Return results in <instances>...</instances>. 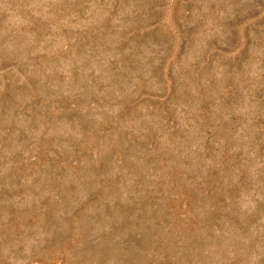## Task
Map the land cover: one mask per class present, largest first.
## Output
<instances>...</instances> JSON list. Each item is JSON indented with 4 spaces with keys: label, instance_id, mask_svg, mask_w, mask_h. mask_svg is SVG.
<instances>
[{
    "label": "rangeland",
    "instance_id": "obj_1",
    "mask_svg": "<svg viewBox=\"0 0 264 264\" xmlns=\"http://www.w3.org/2000/svg\"><path fill=\"white\" fill-rule=\"evenodd\" d=\"M0 264H264V0H0Z\"/></svg>",
    "mask_w": 264,
    "mask_h": 264
}]
</instances>
